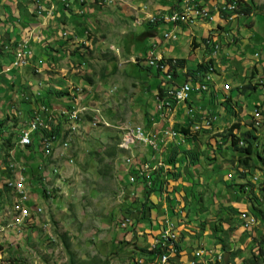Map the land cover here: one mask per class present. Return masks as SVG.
<instances>
[{
	"label": "rangeland",
	"instance_id": "rangeland-1",
	"mask_svg": "<svg viewBox=\"0 0 264 264\" xmlns=\"http://www.w3.org/2000/svg\"><path fill=\"white\" fill-rule=\"evenodd\" d=\"M228 1L219 2L218 7ZM114 2L115 0H113ZM116 3L117 7H121V4H126L125 0H116ZM161 3L163 2L160 1ZM263 3L264 0H250V4L255 6L253 14L248 16L251 21L247 19V15L233 13V18L230 17V19L227 17L226 12H222V9H220V15L218 11L217 13L215 12L216 15L213 20H204L193 15L191 19L196 21L195 23L197 24L191 27L190 32L183 33V28H177L176 31L179 33H176V39L164 38L165 31H168L165 28L169 29V27L167 25L162 26L161 21H157L158 25H153L148 22L143 23L142 19L135 21L138 16L133 12L132 16L126 14L127 20L121 26L127 32L121 36H126L127 38L126 40L119 39L116 44L123 47L130 45L132 51L128 54H124L122 51L119 52L120 59L116 56V59H114L106 53L103 55L105 59L103 60L102 56L97 54L98 50L96 48L91 49L89 45L82 44L78 50L83 55H81L82 58L74 59V69L81 68V71L93 77L101 73L104 64L108 65L112 61L111 64L116 69V77L114 76L111 79L115 78L116 80L111 81L108 78L103 85V90L98 92L97 99L89 103L85 102V105H80L79 103L80 107L78 108L83 111L85 116L82 117L80 127L75 133L76 117L71 112L64 114L63 111V115L69 116L70 122L69 125L67 122L62 124L64 128L68 126L64 130L66 131L70 126L72 127L71 131H69L73 134L72 136L70 134L71 145L68 149H65L66 147H63L61 135L59 134L58 139L52 144L51 156L47 157L45 161L40 159L39 156L36 157V161L33 163L38 164L34 167H36L35 170L37 169V173L41 176L40 179L38 178L39 180L32 181L29 178L28 174L32 170L27 171L26 169V172H24V168L16 162L14 151H12V154L10 153L11 159L9 155L6 156L7 164L10 159V168L15 163L17 164L15 170L19 176L14 178L15 174L12 173L14 168L13 170L10 169L12 177L7 181V185L13 191L8 189V191H4L0 195V264H126L128 260L137 258V253L138 255L143 253V248H147L144 246L148 240L147 233H145V230H139V228L141 224L150 220V212L153 210H149L146 218L141 219L137 223L136 229H134V226L132 227V220L128 218L127 214L133 204L143 200L144 197L142 195L143 186L138 185L136 180H131L132 176H134L131 172L132 164H127L126 160L131 156L135 161L142 164L151 163L147 166V169L158 168L162 166L165 151L167 150L168 152L171 148L166 149L163 146L170 139H163L162 144L160 140L158 141L161 147L166 149L162 152V159H160L159 153H156V157H153L155 152L151 148L144 146H137L132 151L119 149L115 156H111L109 151L117 142H121L124 133L121 127L125 125L126 121L130 122L131 125L144 126L143 118L147 114V112L144 113L147 109L145 106L148 104L152 110L155 107L153 93L148 92L149 89L146 82H142L144 77L147 76L148 83L152 84L151 89L157 88L158 83L162 80L166 81L165 76L163 74L159 75L156 67L149 64L146 48H143L150 43L152 45L155 39L151 36L141 39L143 34L141 35L140 33L151 30L161 33V36H159L165 40L161 45H163L162 49L163 51L165 50L166 56L182 57L178 58L183 61V67L187 63H190V67H192L198 60H201L200 62L205 61L211 64L214 80L218 78L216 76L226 72H231L236 76H233L230 80L221 79L223 82L218 87V90L220 88L219 91H226V86H230L229 92H232L234 90L232 84H234L235 89H239L235 96H237L236 98L239 96L240 105L233 104L235 106L234 110H231L232 114H228L223 121H218V117L213 120V116L218 111L210 106V102H212L210 99L205 114H197L192 119L193 132L194 134L196 132L197 139L201 141V148L204 150V154L206 153V156L204 155L206 158L202 159L204 161L202 165L198 163L194 165L196 168L195 178H188L187 181L189 183L190 181H195L194 190L198 196L197 201L200 200V202L195 201V203L191 204L188 201L190 190L187 188V183L183 184V181H178L179 179L177 181L170 180L168 189L177 184L179 194L181 193L179 204L181 205L183 202V207L187 206V209H183L185 213L181 215L182 219L179 223L184 222L186 224L185 228L190 230L188 231L191 235L189 241L187 240L189 248L194 247L193 244L196 242L198 247L192 250L200 247L201 249L206 247L205 249H210L211 252L212 249L221 250V244L219 241L216 242V232L212 229L211 223L223 218L225 228L229 226L235 228L232 231L231 243L228 245L229 252L221 250L223 261L228 260L231 250L234 249L241 250V254L237 258L238 262L241 257L249 256L250 244L254 237L262 238L264 236V226L257 218L252 223L254 214L248 209L247 201L242 199V193L234 191V188L228 186V184L234 179L233 183H242L250 188H256L264 179V171L254 167L246 168L238 162V157L232 148L220 151L218 148L216 149V146L222 144L218 142H222L225 139L224 136L227 135L228 128L238 123L239 128L234 130V134L254 129L253 131L259 137L258 148L262 150L264 147V75H261L260 67H256L258 71L255 68H249L248 73L245 71L247 74H244L241 70L242 67L238 66L248 60L242 58V56L245 54L254 55L255 51L260 49V46L257 49L255 46L254 49L250 50L251 47L257 45L260 39V42L263 41L264 43ZM163 4L170 5L166 2ZM202 6L208 8L204 4ZM218 7L216 6L212 9L211 13ZM150 10H155V6L152 5ZM204 18H212L209 11L207 13L204 11ZM173 26L171 29H173ZM208 27L213 28L209 29ZM120 32L122 31L120 30ZM191 33L192 36L190 35ZM242 35L249 42L252 41L251 46H247L249 42L246 43V46L241 43L237 44L240 42ZM133 36H135V39L132 38ZM194 36L200 42L197 44L201 45L198 50L194 48L197 41L193 40L192 42ZM207 36L215 38L220 45L217 56L219 60L217 62L214 61L216 58H211V56H214L212 53L213 48L211 52L208 46L206 48L205 45L207 44L203 41V37ZM131 38L133 41H131ZM232 46H234V50H229ZM262 46L264 47V44ZM132 55L136 59L135 62L131 60L133 58L131 57ZM210 59L213 60L212 63ZM251 61L261 66L264 61V55L257 62L249 60L248 63L250 64ZM52 63L54 66L64 67V56L61 63L55 61ZM25 66L21 65L18 68L24 69ZM54 66H50V68L54 69ZM8 73L12 72H7L6 74ZM233 81L234 83H232ZM74 82L82 86L85 85V81L77 77H75ZM248 85L253 86V88L245 89L244 87ZM247 90L249 91L248 93H246ZM143 92H146L142 101L143 104L137 105L135 99L141 97ZM210 92H212V87L209 93L206 92V94H210ZM216 92L217 89L215 87L213 89L215 97ZM224 95L225 92H221L220 97L222 98ZM215 101L218 105V97H216ZM256 105L259 108V110L256 108V114L259 116L256 118L259 124L255 123L257 119L253 115ZM224 113V109L220 111V114L223 115ZM240 113H243L241 114L242 116H240ZM185 114L184 116H187L189 120L191 117ZM93 117L105 118V122L110 123L111 126H104V124H100L99 120H92ZM202 118H205L203 123H201ZM38 119L36 120L38 121ZM195 121L197 122L195 123ZM17 123L18 121L10 125V132L13 133L12 139L14 138L15 142L13 144L11 139V147H14L17 143L20 132L17 129L21 123ZM54 126L55 123L53 124ZM26 127L27 125L24 124L23 128ZM164 128H166L165 125ZM174 139L179 140V138ZM231 141L232 139L230 138L225 144L229 146ZM33 142L35 144V138L32 139V146ZM55 143L57 144L55 145ZM184 143L185 139L181 145L184 146ZM186 144L189 143L186 142ZM29 147L19 148L25 149L26 152H33V149ZM0 148V152L3 151L7 154L2 142H0ZM61 148L64 151V157L53 158L52 155H55L56 152L59 153ZM41 154L45 155L44 152ZM152 158H155V160ZM70 160L74 161L71 163ZM152 160L155 163H152ZM39 163L42 164L40 165ZM132 166L135 167V165ZM57 167L59 169L58 173ZM26 168L28 167L26 166ZM240 174H243V176ZM233 176L234 178H232ZM181 177L182 172L179 178L181 179ZM26 179L29 180L28 188L27 184L23 182ZM21 184L23 187L20 186ZM20 189L22 190L20 191ZM44 190L46 195H44ZM27 191L30 194V199L25 205H27L28 212H31L32 215L26 219L21 197L26 196ZM47 191H50V193ZM230 201L240 212H246L251 217L247 219L246 214L230 215L228 211H223L220 215L210 214L208 210L210 205L217 209L221 204L229 203ZM200 203L206 208L203 214L199 212ZM35 207L40 211L34 212ZM186 213L188 216L190 214V218H186ZM197 216H200V218H197ZM240 218H246V223L243 226L240 225ZM175 219L177 220V217L173 218V220ZM202 219L204 221H201ZM165 226H172L175 229V222L170 220ZM63 235L65 238H63ZM180 238H182L181 235ZM65 239L71 244L72 256L66 250ZM182 241L185 242V236ZM217 244L220 245L217 246ZM220 257L217 255L218 259H221ZM157 259H154L155 264ZM203 260L206 261L203 264L209 263L205 257Z\"/></svg>",
	"mask_w": 264,
	"mask_h": 264
},
{
	"label": "crops",
	"instance_id": "crops-1",
	"mask_svg": "<svg viewBox=\"0 0 264 264\" xmlns=\"http://www.w3.org/2000/svg\"><path fill=\"white\" fill-rule=\"evenodd\" d=\"M160 1L163 3L166 2L170 5H164L163 3L160 4ZM223 1L224 0H198L201 5L204 4L210 9H214L216 6L218 7L219 2L223 3ZM245 1L250 3V0ZM178 2L179 0H125L126 4H121V7H117L116 0L114 3L113 1L110 2V0H0V120L12 118L9 121L10 125L17 121V124L24 121L20 126H18L17 130L20 131L24 124H27L26 118H28V115L30 114L29 118L31 116L33 117V110L37 109L38 104H50V106L55 109V111H57L62 108H69L74 104L78 105L80 103V105H85V102L89 103L97 99V94H99L98 92L103 90V85L107 82V79L109 78L111 81L116 80L115 78V80L111 79L114 76L116 77V69L114 65L111 64L112 61H110L108 65L104 64L101 73L93 77L87 75L84 71H81V68L74 69V59L76 60L82 58L81 55H83L82 52L78 50V48L82 44H85L86 46L89 45L91 49L96 48V50H98L97 54L102 56L103 60H105L103 55L106 53L111 55L110 57L114 59H116L115 56L120 59L119 52L122 51L124 54H128L132 51V47L130 45L123 47L116 44L119 39L126 40L127 38L126 36H121L126 34L127 32L124 27L122 28L121 26V24L125 23L127 20V16H125L126 14L132 16L133 12L138 16L135 21L142 19L144 23L147 22L146 18L149 14H154L159 11L163 13L162 15L174 12H179L180 14L183 13L187 5V0H181L177 5ZM152 5L155 6V10L153 11L150 10V7ZM167 9H170L171 11ZM215 12L217 13V10H215ZM215 12L214 15H216ZM192 17L193 16L191 15H187L185 19L182 18L176 24L173 22L160 21L162 26L167 25L169 27V29H165L168 30L167 32L172 31V35H175V38L173 39H176V33H179L178 31H176L177 28H183V33H185L190 32L191 27L197 24L195 23L196 21H193L191 19ZM247 19H249L248 16ZM172 26L173 29H171ZM208 28L212 29L213 27ZM120 30L122 32H120ZM140 34H143L141 39L146 36H151L155 39V42L152 43V45L150 43L149 45H145L143 47L144 49L146 48V55H148V52L154 48V44L157 43V46H155L156 56H160L162 58L167 57L164 59H172L173 62L179 59L178 57L180 56L173 57L165 55V50L163 51V45H161V43L165 40L163 38H160V32L151 30L142 32ZM190 35L192 36V33ZM134 37L135 36H133L132 38ZM132 38L131 41H133ZM205 38H208V36L203 37V41ZM193 40H195L196 42L197 38H195L194 36L192 42ZM26 41L33 47L34 57L30 60V63L24 67V69L22 68L23 70L14 69L13 71H10L12 73L6 74V67L9 66L16 58L15 55L18 46ZM260 41L261 39L258 41L257 45H254L250 49H254L255 46L257 49L258 46H260V49H258V51L255 49L256 51L254 55L245 54L244 56H242V58L248 59L247 61L238 65L239 67H242L241 70L244 72V74L246 73L245 71H247L248 73L249 68H255L256 70V67H260V73H262L261 75H264V61L263 63H261V66H258V63L256 64L252 61L250 64L248 63L249 60L257 62L264 55V47L262 46L264 43L263 41ZM248 42L249 40L245 39L242 35L240 38V42L237 44L241 43L242 45L246 46V43ZM197 43L200 42H196V47H194L196 48V50H198L201 46ZM249 45H252V41L247 44V46ZM205 46L207 48V45ZM233 47L234 46H232L229 50H234ZM63 56L64 67H57L52 65L53 61L61 63ZM133 56L134 55H132L131 57ZM217 56L218 52H216L214 56H211V58H216V60L214 61L217 62L219 60V57ZM200 61L201 60H198L196 64L201 63ZM196 64L192 65V67H190V63H187V65H184V67H176L178 74L175 79L176 82L182 83L183 81H185L187 70L190 68H196ZM50 66H54L55 68L52 69L50 68ZM79 71H81L82 74ZM233 76L236 77L231 72H226L219 76H216L218 78L211 83L215 84L214 87L217 88L216 95L219 101L218 105L214 101H209V95L206 94V92L194 93L192 96V101L190 102V105L191 107H193L194 112L192 113V115L188 116L193 119L197 114L202 113L204 115L205 110L207 109L208 102H210L211 107L216 108V111H218V113L215 115L216 118H219L218 121H223L228 114H232L231 110H234L235 106L233 104L240 105L239 96L238 98H236L237 96H235L236 93L239 92V90L235 89L234 84H232V88L234 89L232 92H229L228 90L219 91L220 88L218 90V87L220 86V83L223 82L221 81V79L230 80L231 78H233ZM75 77L85 81V85L82 86L76 84L74 82ZM142 82H146L147 88L149 89L148 92L153 93L156 106L158 102V94L162 95L159 89L160 87L163 89L167 81L162 80L160 83H158L157 88L154 89H151L152 84L148 83L147 76L144 77ZM232 83H234V81ZM76 86L80 87L83 91H81V93H76L74 90ZM214 87H212V91ZM58 91H65L66 93H64V95H60ZM221 92H225V95L222 98L220 97ZM248 92L249 91L247 90L246 93ZM145 93L143 92L141 97H137L135 99L137 105L143 104L142 101L145 98ZM221 102H225L224 104L230 106L229 109H226L225 106L221 104ZM145 107L147 109L144 113L147 112V114L143 118V125L145 124L144 126L146 131L165 129L164 125L166 126V128H169V123H167V121L164 122L159 118V114L157 113L155 107L153 110L148 106V104ZM241 107L243 106L241 105ZM223 109L225 110V113L222 115L220 114V111ZM185 112H187L186 105L181 104L177 106L174 112L175 117L170 118L171 125H173V123H175V125L179 123H185L188 120L187 116H184ZM50 113L52 114L53 112L50 111ZM241 114L243 113H240V116H242ZM205 118H202L201 121H203ZM154 122H156L155 126ZM196 122L197 121H195V123ZM4 127V135H9V130H6L9 126ZM12 143H15L14 138L12 139ZM167 144L168 146H166ZM167 144L163 146L164 148L169 149L173 143H171V141L169 140ZM184 146L188 147L190 145L185 143ZM19 147L22 148L18 143L16 147H14L16 162L18 163V165H21L24 168V172H26V169L27 171L32 170L31 173L28 174L29 178L32 179L33 175L38 174L37 169L35 170L36 167H34L38 164L33 163L36 161V157L39 156L40 159H43L44 161L47 159L45 155L41 154L43 153L41 142L36 141L35 144H33V146L31 147L33 149V152H26L25 149H20ZM166 149H163L161 145H159L157 148V150L163 151ZM9 150L11 151L12 148H9ZM200 150L203 149L201 148ZM166 153L167 150L165 151V154ZM54 157L59 158L57 157V153L53 155V158ZM160 157H163V154H161ZM202 162L204 161H201L199 165H202ZM152 163L155 162L153 161ZM39 164L41 165L42 163ZM16 166L17 164L15 163L13 166L14 171H12V173L15 174L14 178L19 176L16 174ZM26 166L28 168H26ZM180 171L182 172V177L181 179L179 178L178 181H183V184L186 182L188 186L187 188L188 190H190L188 201L191 204L195 203V201L198 202V196L197 194H195L196 192L194 190L195 181H190V183L187 181L188 178H195V166L191 169H185L183 167L182 169H180ZM11 175V172L7 169V160L4 159V155L0 154L1 188L4 187L2 185H5L7 183ZM177 186V184H174L172 188L168 189L170 192H172L171 195L175 198V200L171 204L166 200L161 201V206L159 205L160 207L158 206L151 212L152 215L150 217V220H147L148 222L141 224L139 230H145V233H147L148 236L147 243L144 246H146L147 249H150L154 238L161 233L163 226H165L168 221L172 220L173 222H176L178 224L181 232L183 231V233H181V236L182 234H184L185 236V242H181L180 253L173 258L172 264H192L193 262H195L194 264H203V262H206L203 260L204 257L208 260L207 262L214 261V259L216 260L217 255L221 256L220 258H222L221 250L218 251L216 249H212L211 252L210 249L207 250L205 249L206 247H202L203 249L201 250H207L206 253L202 256L196 257L195 252L198 251L199 248H196L194 250L192 249L198 247V243L196 244L195 242L193 244L194 247L192 248L188 247L189 244L187 240L189 241V237L191 235L189 232L190 230L188 228H185L186 224L184 222H182L181 224L179 223V221L182 219L181 215L185 213L183 212V209H187V206L183 207L184 203L182 202V200V204H179L181 193L179 194ZM153 198L154 201L158 202L157 196H153ZM209 208L211 207L209 206ZM173 209L175 210V212L179 213L178 216L174 215ZM202 209L204 210L205 206ZM185 216L186 218H190V214L188 216L186 213ZM175 217H177V220H173V218ZM219 245L220 244H217V246ZM217 246L215 247L217 248ZM143 254L145 253H141L140 255H138L137 253V257H141ZM143 264H155V260L151 258V263L146 260Z\"/></svg>",
	"mask_w": 264,
	"mask_h": 264
},
{
	"label": "trees",
	"instance_id": "trees-1",
	"mask_svg": "<svg viewBox=\"0 0 264 264\" xmlns=\"http://www.w3.org/2000/svg\"><path fill=\"white\" fill-rule=\"evenodd\" d=\"M181 0H179L180 2ZM238 2V8L236 9V12L239 15H252L254 12L255 6L251 5L250 3L246 2L245 0H236ZM177 3V5L179 4ZM263 7V6H262ZM149 24H158L157 22H148ZM204 43L207 44L209 50L212 52V47L210 44H208V38L204 39ZM163 61L169 63L173 68L176 69V67H183V61L177 59L175 62H173L172 59H164ZM213 60H211L212 63ZM213 68L211 64H208L207 62H201L197 65L196 68H190L186 72V79H193L194 81H204V79L208 76L209 73H212ZM160 74V73H159ZM177 72H175V79L177 77ZM180 76V74H179ZM185 79V80H186ZM244 87V86H243ZM245 89H250L253 88V86L248 85L244 87ZM243 88V89H244ZM239 90V89H238ZM159 91L162 93L163 89L160 87ZM60 95H64L66 93L65 91H58ZM205 93V92H204ZM211 101L216 102V97L212 92H210ZM217 103V102H216ZM225 102H221L222 105L225 106L226 109H229L230 106L224 104ZM50 105V104H48ZM258 108V105H256ZM259 109V108H258ZM15 115V114H13ZM10 119L12 118H7L4 120H0V142H2L3 148L5 149V154L4 159H6V156L8 155L9 148L11 147V139L13 137V133L10 132ZM16 119V118H15ZM190 120V122H188ZM185 123H179L175 125V129L179 132H181L183 135L186 137V142L189 143L190 146L185 147L181 144L173 143L169 151L165 154V157L163 159L165 166H160L158 168H149L147 169L148 175H140L137 171L138 168L134 167L131 165V172L136 176V183L138 185L143 186L142 190V195L144 197L143 200L133 204V207L131 208L130 212L127 214L128 218L132 220V227L134 226V229L137 227V223L143 218H146L147 212L149 210H153L157 208L161 201H168L170 204L175 200V198L171 195L172 192L168 190L169 182L170 180L172 181H177L179 177L181 176V168H188L191 169L194 167L196 163H200L202 159L206 158V153L204 154V150L201 149V141L197 139L198 136H196V132L194 134L193 132V127H192V118H189ZM16 121V120H15ZM60 120L58 119V124L54 126L53 131L55 134L59 135L61 131V125H60ZM54 123L52 122V125ZM4 126H9L7 127L6 130H9L10 134L9 135H4L3 128ZM236 128H239V124L235 123L233 124L230 128H228V133L225 135V139L222 142L221 145L218 144L216 146V149L218 148L220 151L224 149H230L232 148L235 152V154L238 157V162L244 165L246 168L254 167L258 168L262 171H264V147L263 149L258 148V136L255 134L253 130H246L240 132V134H234V130ZM45 132L42 130H38L33 138L36 139L37 142H41L42 138L44 136ZM32 138V139H33ZM232 139L231 145L227 146L225 143L228 139ZM242 142V143H241ZM34 144V142H33ZM119 142L115 144L109 151V154L111 156H115L116 152L119 151ZM10 146V147H9ZM32 145H30L31 147ZM9 147V148H8ZM29 147V146H28ZM29 147V148H30ZM209 157V156H208ZM140 164L138 163V166ZM137 166V165H136ZM11 169V168H10ZM11 171V170H10ZM251 173V172H250ZM243 176V174H240ZM40 179L41 176L39 174L33 175L32 179ZM234 178V176L232 177ZM31 179V178H30ZM31 179V180H32ZM38 179V180H39ZM148 180H151L150 183H147ZM233 180L228 184V186H231L234 188V191L240 192L241 197L243 200L247 201L248 204V209L254 214L253 217L259 219L263 226H264V179L260 182L259 186L256 188H250L246 186L245 184H237L233 183ZM33 181V180H32ZM8 187L5 184L3 188H1L0 194H2L4 191H8ZM257 189V190H256ZM46 191L44 190V193ZM46 195V193L44 194ZM153 196L158 197V202L154 201L152 198ZM200 202V200L198 201ZM259 203V204H258ZM204 206L200 204V213L202 214L205 209L203 210ZM211 208H208L210 214L214 215H220L221 212L223 211H228L230 215L233 214H246V212H240L238 208H236L232 202L230 201L229 203H223L220 205L219 208H213L212 205H210ZM174 211V215L178 216V212ZM151 212L150 216L151 217ZM247 215L248 217H251L250 215ZM197 218H200L197 216ZM241 219V224L244 225L246 223V218H240ZM201 221H204L203 219ZM180 222V221H179ZM153 223V221H152ZM181 224V223H180ZM212 229L216 232L215 238L216 242H220L221 244V250L223 252H229L228 251V245L231 243V237H232V231L235 230L234 227L229 226L228 228H225L223 225V218H220L218 221H213L212 223ZM250 227V226H248ZM248 231V230H247ZM253 235V234H250ZM180 238L179 243L177 244L178 246V252L180 251L181 248V241L183 240L184 234H182ZM63 238L64 235H63ZM65 245H66V250L68 251L69 254H71V244L66 241L65 239ZM146 255H151L153 253H156L158 251H161L162 249L160 248L159 250L155 249H147L143 248L142 249ZM241 254V250H231L230 252V257L228 260L223 261V259H216L214 261H210L208 264H264V236L262 238H257L254 237L252 240V243L250 244V255L247 257H241L240 261H237V258H239V255ZM156 259V258H154ZM73 264V263H72Z\"/></svg>",
	"mask_w": 264,
	"mask_h": 264
},
{
	"label": "built area",
	"instance_id": "built-area-1",
	"mask_svg": "<svg viewBox=\"0 0 264 264\" xmlns=\"http://www.w3.org/2000/svg\"><path fill=\"white\" fill-rule=\"evenodd\" d=\"M238 6H236V0H229L224 5H220L216 10L220 14V9H222V12L227 13H233L238 14L236 12V9ZM204 11H212L210 8L203 7L198 0H187L186 8L184 9L183 13L174 12L162 15L163 13L161 11L149 14L146 18L147 21L150 22H157V21H166V22H173L178 23L182 18L185 19L187 15H196L198 18H203L204 20H213L215 15L214 12L212 13V18H204ZM41 12V11H40ZM186 15V16H185ZM238 16V15H237ZM162 17V18H160ZM164 38H175V35L173 36L171 32H166L164 34ZM208 44H210L213 48V55L216 52H219L218 49L220 47L219 43H217V40L215 38L208 37ZM155 46L154 48L148 52V61L151 66L156 67L157 72L160 74H163L166 78V85L163 87L162 95L158 94V102L155 106L157 113L159 114V118L162 121H167L169 123V128L161 129V130H150L146 131L145 127L142 125L134 124L131 125L130 122L126 121L125 125L122 128L124 131L122 140L119 142L118 146L119 148L127 151H132L137 146H144L151 148L154 152L156 157V153H159L160 156L163 152V150H157V142L161 139H170L171 143H174V138H184L186 143V137L181 132L177 131L174 127V125H170V118H174V112L177 108V106L184 104L187 106V115H192L194 112L193 107H191L190 102L192 101V96L194 93H200V92H208L211 87H214L215 84H211L214 79L212 76V73H209L208 76L204 79V81H192V79H186L182 83H177L175 80V72L177 69L173 68L169 63L163 61L164 58L160 56L155 55ZM17 54V62H13L11 66L7 67V72L12 71L14 68H18L21 65H26L29 63L30 59L34 56L33 47L26 41L22 44H20L16 50ZM133 62L136 61L135 58L131 59ZM124 63V62H122ZM215 89V87H214ZM217 89V88H216ZM230 86H226V90L229 91ZM76 93H81L83 91L80 87H75ZM52 108V107H51ZM99 108V107H98ZM101 110V109H100ZM59 111H68L71 112L74 117H76V125L74 128V133L78 130L80 127V123L82 121V117L85 116V114L82 112L81 109L76 108V104L69 108H62L60 110H57V117L55 120H48L46 115H43V121L38 123L39 130H43L45 132L41 145H42V151L44 152L46 157H50L52 154V147H48V139L49 138H57L58 135L55 134L53 131V125L52 122L55 123V125L58 124V119L61 121V131L60 135L62 136V130H63V122L62 119L59 118ZM32 114H36V109L33 110ZM30 115V114H29ZM28 115V116H29ZM255 119L258 118L256 114V107L254 108V114ZM257 117V118H256ZM216 119V116H213V120ZM28 118H26L27 122ZM92 120H99L100 124H104V126H111L110 123L105 122V118H99V117H93ZM255 122L256 124H259L258 119ZM203 123V121L201 122ZM156 122H154L155 126ZM20 137L22 135H31L29 132L27 134H19ZM242 143V142H241ZM32 145V142L22 145V148L28 147ZM71 145V137L67 138V145L65 149H68ZM12 150L14 151V147L12 146ZM15 152V151H14ZM57 153V157H64V151H60ZM54 155V154H53ZM52 155V157H53ZM163 157H160L162 159ZM155 159V158H154ZM158 159V158H157ZM74 160H70L72 163ZM127 164L135 165V167L138 168V173L140 175H148L147 173V166L151 163H144L135 161L131 156L129 159L126 160ZM138 163L140 164L138 166ZM137 165V166H136ZM162 166H165L164 161L162 159ZM59 172V169L57 167V173ZM132 181L136 180V176H132ZM28 181L29 180H23L25 184H27L28 188ZM151 180H148L147 183H150ZM50 193V191H47ZM30 199V194H28V191L26 193V196L21 197L23 207L25 209L26 213V219L30 218L32 213L28 212V207L25 205V203L28 202ZM35 211H40L37 207H35ZM130 219V218H129ZM255 222V218L252 216V223ZM125 225V224H124ZM180 235L181 230L179 229L178 224L175 222V229H168L166 226H163L161 233L154 238L153 243L150 246V249H162L161 251H158L156 253H153L151 255H145L143 254L141 257H137L132 260H128L126 264H143L146 260H148L151 263V258H159V264H172L173 258L177 256L180 252H178V246L177 244L180 241ZM163 240H171V247H163ZM207 250H201L199 248L198 251L195 252V256H202L206 253ZM193 262L192 264H194Z\"/></svg>",
	"mask_w": 264,
	"mask_h": 264
},
{
	"label": "bare ground",
	"instance_id": "bare-ground-1",
	"mask_svg": "<svg viewBox=\"0 0 264 264\" xmlns=\"http://www.w3.org/2000/svg\"><path fill=\"white\" fill-rule=\"evenodd\" d=\"M236 4H237V6H238V2L236 1ZM206 13H207V11H206ZM209 13H210V16L212 17V13H211V11H209ZM226 14H227V17L228 18H230V17H232V13H227L226 12ZM225 18V17H224ZM233 18V17H232ZM231 19V18H230ZM227 20H229V19H227ZM232 21H233V19H232ZM14 62H17V54H16V58H15V61ZM189 79H191V78H189ZM192 81H194L193 79H192ZM78 107H80L79 106V104L78 105H76V108H78ZM92 108H95V107H93V106H91ZM257 108V107H256ZM86 109V108H85ZM258 109V108H257ZM259 110V109H258ZM50 111L51 112H53L52 114L50 113ZM56 112L57 111H55V109H53V108H51V106L50 105H48V104H45V103H42V104H38V107H37V109H36V114H33V117L31 116L30 118H29V116H28V120H27V127L26 128H21V130H20V133L19 134H23V132H25L24 134H27V132H29V134H31V135H23V136H21L20 137V135H18V139H17V143L19 144V141H20V146L22 147V145H26V144H28V143H30V142H32V138H33V136H34V134L39 130V127L38 126H36V125H38V123H40V121H43V115L45 114L46 115V117L48 118V120H55L56 119V117H57V114H56ZM83 112V111H82ZM69 112L68 111H64V114H68ZM49 117H50V119H49ZM259 117V116H258ZM38 118H40V119H38ZM59 118L60 119H62V122H63V124L65 123V122H67L68 123V125H69V116L67 115V116H65V115H63V111H59ZM32 119V120H31ZM36 119H38V121L36 120ZM31 120V121H30ZM66 120V121H65ZM73 120V119H72ZM32 122H34L33 124H32ZM76 125V124H75ZM68 127V126H67ZM67 127H65L64 128V126H63V130H62V136H61V142L63 143V147H66V145H67V140H65L66 138H69L70 137V134H71V136L73 135L72 134V132H69V131H71L70 129L72 128L71 126L65 131L64 129H66ZM21 138V139H20ZM58 139V137L57 138H49L48 139V147H52V144L56 141ZM162 140L163 139H161L160 140V142H161V144H162ZM64 141H66L65 143H64ZM182 141H184V138H179V140H177V139H174V142L175 143H177V144H181L182 143ZM17 143L14 145V147H16V145H17ZM22 144V145H21ZM57 143H55V145H56ZM185 144V143H184ZM157 145L159 146L160 144H159V142H157ZM10 148H12V147H10ZM0 151H1V148H0ZM12 151L13 150H9L8 151V155H9V157H10V159H11V154H12ZM60 151H62V148L60 149ZM11 153V154H10ZM0 154L1 155H5V153L2 151V152H0ZM14 155H15V152L13 153ZM10 159H9V163L7 164V169L10 171ZM13 166L14 165H12L11 167V170H13ZM12 174V173H11ZM12 177V175L10 176V178ZM6 185H7V183H6ZM20 186H22L23 187V185L21 184ZM7 187L9 188V186L7 185ZM10 189V188H9ZM11 191H13L12 189H10ZM22 189H20V191H21ZM18 198V197H17ZM167 228L168 229H174L172 226H167ZM163 247H171V240H163ZM156 264H159V258L157 259V263Z\"/></svg>",
	"mask_w": 264,
	"mask_h": 264
},
{
	"label": "clouds",
	"instance_id": "clouds-1",
	"mask_svg": "<svg viewBox=\"0 0 264 264\" xmlns=\"http://www.w3.org/2000/svg\"><path fill=\"white\" fill-rule=\"evenodd\" d=\"M112 1H113V0H110V2H112ZM147 22H150V21H147ZM113 49H114V48H113ZM33 51H34V50H33ZM15 57H16V55H15ZM33 57H34V56H33ZM31 59H32V58H31ZM31 59H30V60H31ZM14 61H15V59L12 61V63H13ZM12 63H11L9 66H11ZM29 63H30V61H29ZM29 63H28V64H29ZM28 64H26V65H28ZM6 68H7V67H6ZM14 69H19V68H14ZM14 69H13V70H14ZM13 70H12V71H13Z\"/></svg>",
	"mask_w": 264,
	"mask_h": 264
}]
</instances>
